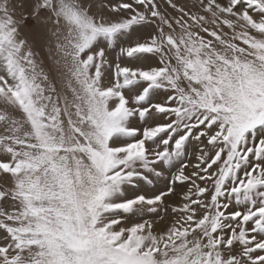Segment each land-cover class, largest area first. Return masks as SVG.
I'll return each instance as SVG.
<instances>
[{
    "label": "snow or ice",
    "instance_id": "6c2138e0",
    "mask_svg": "<svg viewBox=\"0 0 264 264\" xmlns=\"http://www.w3.org/2000/svg\"><path fill=\"white\" fill-rule=\"evenodd\" d=\"M0 264H264V0H0Z\"/></svg>",
    "mask_w": 264,
    "mask_h": 264
}]
</instances>
